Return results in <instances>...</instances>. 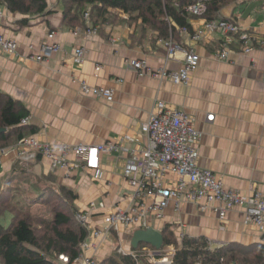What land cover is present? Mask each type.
<instances>
[{
    "label": "crops",
    "instance_id": "obj_1",
    "mask_svg": "<svg viewBox=\"0 0 264 264\" xmlns=\"http://www.w3.org/2000/svg\"><path fill=\"white\" fill-rule=\"evenodd\" d=\"M46 2L51 12L31 17L26 25L18 24L22 15L0 5L1 31L18 43L17 56L0 51V92L20 102L27 111L24 134L49 143L93 145L122 140L124 148L141 150L147 141L144 126L156 103L162 101L193 117L200 134L199 167L211 170L226 188L264 195V44L258 43L264 41V0H232L219 11L220 16L233 19L240 29L256 37L249 53H243L236 42L223 47L220 33L205 32L193 40L194 33L180 30L173 40L169 38L180 47L170 57L157 33L137 32L136 23L122 13L116 21L98 25L96 33L86 36L84 29L73 30L63 23L59 0ZM202 20L191 19L193 32ZM43 41L56 42L61 50L45 62L25 60L27 44L34 43L35 52ZM77 46L85 49L80 65L73 57ZM187 47H193L199 60L185 85L139 77L130 65L132 60L145 58L153 69L178 70L183 62L181 49ZM222 49L229 50L226 59L216 57ZM97 65L99 70L95 69ZM78 81L110 87L113 95L109 99L83 95ZM211 114L213 119L207 120ZM15 144L0 148V189L18 161ZM127 154L117 150L101 155L98 178L83 169L65 174L52 169L41 157L30 161L29 168L42 177L51 175L57 186L72 188L78 210H84L90 201L102 202L104 207L89 219L91 227H99L110 210L130 205L134 190L122 176ZM5 215V220L10 219L7 211L0 216ZM244 220L242 207L219 218L210 209L200 211L195 204L181 201L177 208L171 202L163 218L151 216L148 223L159 231L168 225L177 238L179 233L205 237L211 247L261 244V233ZM134 230L120 226L119 244L126 247L128 241L130 247ZM109 240L101 243L96 260L110 254Z\"/></svg>",
    "mask_w": 264,
    "mask_h": 264
},
{
    "label": "built area",
    "instance_id": "obj_2",
    "mask_svg": "<svg viewBox=\"0 0 264 264\" xmlns=\"http://www.w3.org/2000/svg\"><path fill=\"white\" fill-rule=\"evenodd\" d=\"M206 0H194L187 6L191 15H198ZM1 15V12H0ZM181 31L188 33L186 28ZM97 26H88L83 33L93 35ZM205 32H217L221 35L223 47L239 43L243 53H249L252 42L256 37L250 32L240 29L233 19L218 17L216 19L203 18L200 27L194 30L191 36L198 40ZM78 33V31H73ZM52 34H49L51 37ZM168 49V57L173 56L179 46L172 43L171 39H159ZM259 44L264 41L258 40ZM28 54L25 60L45 62L53 54L61 50V45L56 42L43 41L38 44V51L34 52L36 45L32 42L27 46ZM0 51L9 55H18V43L15 39L5 36L0 28ZM228 51H217L216 57L226 59ZM183 62L178 70H167L165 67L153 69L147 64L145 58L132 60L130 65L139 77L150 76L168 79L174 84H188L191 70L197 65L199 55L193 47L182 48ZM85 56V49L77 46L74 49V61L80 65ZM96 70L100 66L95 67ZM73 81H76L73 79ZM79 91L83 95L109 99L113 89L101 85H89L78 81ZM214 115H208L207 120ZM29 116L21 118L19 124L26 125ZM147 132L146 146L141 150H128L122 146V140L107 141L98 144H70L49 143L40 141L32 135L19 139L15 144L16 157L19 161L30 162L37 157L46 159L52 169L62 170L65 174L83 169L92 171L93 177L100 175V156L120 150L128 153L122 167V176L129 187L133 188L130 205L125 209L110 210L103 225L90 226V216L102 209V202L90 201L84 210H78L75 217L88 229V236L80 246L78 257L71 264H96V253L102 242L107 241L112 231L118 232L120 226L129 228H146L149 226V217L161 219L165 209L171 202L175 207L181 201L190 202L200 211L212 210L219 218H224L226 213L235 207H242L245 211V223H252L261 233L260 243L264 248V195L259 191L242 193L237 189L226 188L222 181L209 169L201 168L197 164L199 157L198 140L199 131L194 125V119L184 111L167 106L158 101L149 115L144 126ZM184 236L179 233L178 239ZM119 253H132L131 249L118 248ZM171 255L174 250L170 248ZM89 252V253H88ZM152 256L159 255L158 250H150ZM264 253V252H263ZM62 262H68L67 257L61 255ZM155 262V261H154ZM170 259L163 258L154 264H169Z\"/></svg>",
    "mask_w": 264,
    "mask_h": 264
},
{
    "label": "trees",
    "instance_id": "obj_3",
    "mask_svg": "<svg viewBox=\"0 0 264 264\" xmlns=\"http://www.w3.org/2000/svg\"><path fill=\"white\" fill-rule=\"evenodd\" d=\"M63 23L71 28L86 29L114 22L119 14L136 23L139 33H157V38L169 39L181 28L193 33L192 18L216 19L223 5L232 0H206L198 15H191L187 6L194 0H59ZM10 13L23 16L19 25H26L33 16H45L51 11L46 0H0ZM27 115L23 105L0 92V148L24 137L26 125H19ZM32 133L33 130H30ZM29 132V133H30ZM33 162V161H32ZM31 162L17 161L0 189V215L10 214L7 225L0 223V264H71L80 253L88 236L86 226L78 221L76 192L65 185L57 186L51 175L42 177L30 171ZM34 205V212L31 206ZM163 243L156 257L174 250L169 264H264L262 244L229 243L211 247L205 237L184 235L179 240L168 225L161 231ZM117 233L110 254L96 264H154L148 254L154 248L140 243L132 253L117 251ZM65 256L64 263L59 256ZM162 257V258H163Z\"/></svg>",
    "mask_w": 264,
    "mask_h": 264
},
{
    "label": "water",
    "instance_id": "obj_4",
    "mask_svg": "<svg viewBox=\"0 0 264 264\" xmlns=\"http://www.w3.org/2000/svg\"><path fill=\"white\" fill-rule=\"evenodd\" d=\"M5 131L0 128V132ZM140 243H145L152 246L155 250H159L163 243L161 231L148 226L144 229L137 228L132 232L130 238V247L135 249Z\"/></svg>",
    "mask_w": 264,
    "mask_h": 264
},
{
    "label": "rangeland",
    "instance_id": "obj_5",
    "mask_svg": "<svg viewBox=\"0 0 264 264\" xmlns=\"http://www.w3.org/2000/svg\"><path fill=\"white\" fill-rule=\"evenodd\" d=\"M31 210L34 212V205H32L31 206ZM8 215H5V216H0V223L1 224H3V225H7L8 223H9V218L7 219V220H5L6 218L5 217H7ZM7 221V223H5ZM110 240H109V244H108V246L110 247V252H112V250L114 249L113 247L115 246V240L114 239H112V237L110 236V238H109ZM127 240V239H126ZM125 241V240H124ZM117 242H118V247L119 248H122V249H124V250H128V249H130V247H129V245L127 246V243H128V241H126L125 243H124V245H126V247L124 246H122L121 244H119V240L117 239ZM170 249H167L166 250V252H165V256L163 257V258H168V259H170L171 258V251H169ZM147 254H148V261L149 262H151V263H155L156 261H161L163 258L162 257H160V259H158V258H156L157 256H152L150 253H148L147 252ZM155 261V262H154Z\"/></svg>",
    "mask_w": 264,
    "mask_h": 264
}]
</instances>
